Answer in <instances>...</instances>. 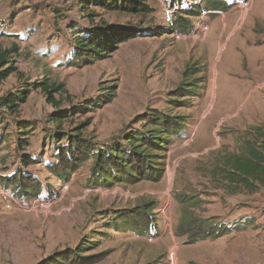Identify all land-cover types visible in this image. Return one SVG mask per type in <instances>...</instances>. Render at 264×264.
<instances>
[{"label":"rangeland","instance_id":"1","mask_svg":"<svg viewBox=\"0 0 264 264\" xmlns=\"http://www.w3.org/2000/svg\"><path fill=\"white\" fill-rule=\"evenodd\" d=\"M138 1L150 9L0 0V52L14 66L0 97L45 78L63 84L57 104L32 88L16 112L0 107V264L67 250V264H167L172 249L176 264H264V187L234 191L223 175L248 143L264 146L253 131L264 129V0L208 14ZM96 25L139 32L103 59L75 63L76 38ZM59 111L68 117L53 120ZM164 119L182 124L164 148L135 139L138 151L152 147L160 178L97 167L99 153L157 135ZM56 134L82 137L81 162L61 160L67 138ZM185 221L207 222L210 234L197 240ZM79 246L82 258L72 254Z\"/></svg>","mask_w":264,"mask_h":264},{"label":"trees","instance_id":"2","mask_svg":"<svg viewBox=\"0 0 264 264\" xmlns=\"http://www.w3.org/2000/svg\"><path fill=\"white\" fill-rule=\"evenodd\" d=\"M119 2L121 7L125 10H131L135 12L147 11L150 8L144 2H139L138 0H130L132 1L131 7L126 4L125 0H83V2L87 4L91 3H99L104 6H111L112 3ZM235 2H239V0H235ZM230 3H234V0H177L174 2V6L178 9V12L185 13L194 11L196 8L203 10H208L210 13H214L212 11H226L230 7ZM201 5V6H200ZM195 8V9H194ZM203 11V12H204ZM188 14V13H187ZM114 26L107 25H96L91 28H88L85 32H82L75 40L74 43V54L73 60L75 63H93L99 59H103L107 57L114 49L118 47V44L122 41H125L127 38L134 37L138 34L139 31L134 28H117ZM7 52H0V81H3L9 77V75L14 70V66H7ZM7 66V67H5ZM32 88H41L47 96V100L53 104H57L55 100V94L61 90H63V84L50 82L47 78L41 80L39 82H33L29 85V88H24L20 90L19 93L9 92L6 95L0 97V107L9 110L10 112H16L19 103L25 102L27 100L28 94L30 93ZM108 95H112L108 93ZM86 109H90L85 106ZM68 117V113L65 111L57 112V115L53 120L62 121L63 119ZM157 124L162 126L161 130L158 131L157 135H151L147 137V135H143L146 137L136 138L135 136H131L128 139L129 147L125 146H116L115 153L108 152L104 150L102 153H99V157L97 156L96 165L99 169L104 170L106 173H110L106 170L103 165H107L108 167H112L118 169V172L124 171L127 173L128 177L126 179L137 180L140 179V176L149 175L151 179H158L161 175V168L156 167L158 162L150 160L149 157L153 156V153H146V151H150L151 148H144L138 151L141 148V144H135L136 141L145 142L148 139L150 146H156L158 148L163 147V144L160 143L161 140H169L167 136L172 135L177 131L176 129L180 128L182 125L181 122H168L167 119L163 121H159ZM20 128H25L31 126V124L21 123L19 124ZM22 125V126H21ZM86 125L85 122L82 124ZM79 128V127H78ZM81 128V126H80ZM154 131V130H151ZM255 133H259L264 136V129L262 126H255ZM20 133H26L25 131H20ZM67 138V142L63 143V145H58V156L61 157V160H64L66 163H71L73 160H78L79 157H76V152L79 151V147L85 144L84 140L79 134H72L65 136V134H56V139L58 141ZM136 139V141H135ZM21 143L20 145L25 144L28 140L24 137H20L18 139ZM3 142V138L0 137V150ZM81 142V145L78 143ZM147 144V143H146ZM144 144V145H146ZM165 147V146H164ZM163 147V148H164ZM123 155V156H121ZM135 158L133 162L132 158ZM24 158L23 163L28 165V159ZM31 159V158H30ZM82 159L78 160L81 162ZM103 164V165H102ZM229 169H226V173L223 175L229 181L230 184H233L234 191H237L241 187H246L249 190H255L256 186L264 187V146L263 144H259L254 146L252 143H248L246 147L243 149L241 153L234 155V157L228 162ZM111 165V166H110ZM135 173V174H134ZM64 175V174H63ZM117 175V174H116ZM28 178V177H27ZM125 179V178H124ZM139 225L142 224L137 222L136 227L139 228ZM182 225H186L189 229V232H192L191 236H199L197 240H204L207 238V235L210 233H205L206 228L212 225H207V222H183ZM199 229V230H197ZM209 232V231H208ZM83 246H79L75 250H73L72 254H75L76 257H81L78 254V249ZM72 251H59L54 253L50 258L46 260H41L37 264H67L69 261L70 255ZM84 259V258H83Z\"/></svg>","mask_w":264,"mask_h":264},{"label":"built area","instance_id":"3","mask_svg":"<svg viewBox=\"0 0 264 264\" xmlns=\"http://www.w3.org/2000/svg\"><path fill=\"white\" fill-rule=\"evenodd\" d=\"M242 2V1H241ZM240 2V3H241ZM209 26H205L204 29L208 30ZM167 264H176L177 256L175 250H171L167 256Z\"/></svg>","mask_w":264,"mask_h":264},{"label":"crops","instance_id":"4","mask_svg":"<svg viewBox=\"0 0 264 264\" xmlns=\"http://www.w3.org/2000/svg\"><path fill=\"white\" fill-rule=\"evenodd\" d=\"M213 12H216V11H213ZM208 13H210V11L209 12H207V11L204 12V14H208Z\"/></svg>","mask_w":264,"mask_h":264}]
</instances>
